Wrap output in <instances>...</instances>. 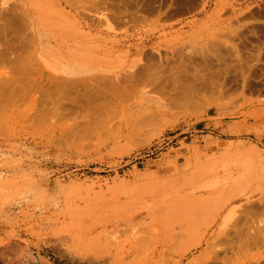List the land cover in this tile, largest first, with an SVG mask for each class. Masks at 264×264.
Here are the masks:
<instances>
[{
  "label": "rangeland",
  "instance_id": "rangeland-1",
  "mask_svg": "<svg viewBox=\"0 0 264 264\" xmlns=\"http://www.w3.org/2000/svg\"><path fill=\"white\" fill-rule=\"evenodd\" d=\"M137 1L0 0V264L264 253V0Z\"/></svg>",
  "mask_w": 264,
  "mask_h": 264
},
{
  "label": "bare ground",
  "instance_id": "bare-ground-1",
  "mask_svg": "<svg viewBox=\"0 0 264 264\" xmlns=\"http://www.w3.org/2000/svg\"><path fill=\"white\" fill-rule=\"evenodd\" d=\"M136 1H137V0H136ZM146 1H147V0H146ZM171 1H172V0H171ZM173 1H174V0H173ZM137 2H138V1H137ZM144 2H145V1H144ZM147 2H148V1H147ZM185 2H186V1H185ZM151 3H153L152 0H151ZM151 3H149L148 6H149V5L152 6ZM137 4H138L137 6L139 7L140 4H139V3H137ZM144 4H145V3H144ZM153 4H154V3H153ZM156 4H157V3H156ZM183 4H184V3H183ZM159 5H160V3H159ZM164 5H166V4L164 3ZM170 5H171V4H170ZM142 6H143V5H142ZM150 6H149V7H150ZM176 6H177V5H176ZM152 7H154V6H152ZM170 7H171V6H170ZM172 7H173V6H172ZM128 8H129V7H128ZM143 8H145V7L143 6ZM135 9H138V8L136 7ZM150 9H151V11L153 10L152 8H150ZM159 9H160V8H159ZM128 10H129V9H128ZM128 10H126V11H128ZM120 11H121V10H120ZM144 11L146 12V10H144ZM171 11H172V10H171ZM176 11H177V10H176ZM183 11H184V10H183ZM132 12H134V11H132ZM147 13H148V12H147ZM164 13H165V12H164ZM119 14H120V12H119ZM128 14H129V13H128ZM130 14H131V13H130ZM132 14H133V13H132ZM158 14H159V13H158ZM178 15H179V14H178ZM121 16H122V15H121ZM145 16H146V15H145ZM113 17H114V16H113ZM113 17H112V19H113ZM158 17H159V16H158ZM143 18H144V17H143ZM143 18H142V19H143ZM147 18H148V16H147ZM134 19H135V18H134ZM132 20H133V19H132ZM196 20H197V19H196ZM115 22H116V21H115ZM188 22H189V20H188ZM123 23H124V22H123ZM127 23H128V22H127ZM91 24H92V23H91ZM125 24H126V23H125ZM184 24H185V23H184ZM169 25H170V24H169ZM171 25H172V24H171ZM171 25H170V28H172ZM182 25H183V24H182ZM93 26H94V25H93ZM165 27H167V26H165ZM181 27H182V26H181ZM170 28H168V29H170ZM39 29H40V27H39ZM161 30H162V29H161ZM170 30H171V29H170ZM167 31H169V30H167ZM173 31H175V30H173ZM180 31H181V30H180ZM163 32H164V31H163ZM169 32H170V31H169ZM159 34H160V33H159ZM164 34H165V33H164ZM166 34H167V32H166ZM166 34H165V35H166ZM171 35H172V34H171ZM159 36H160V35H159ZM135 40H136V39H135ZM142 40H143V39H142ZM158 40H159V39H158ZM139 41H140V40H139ZM156 41H157V40H156ZM159 42H160V41L152 42L150 39H149L147 42H146V41H143V42L141 41V42H138V43L136 44V49H135V50H136L137 53H140V54H141V51H143V49L146 47V45L151 44L153 47H155V45H158ZM162 42H163V41H162ZM168 42H169V41H168ZM182 42H183V41H182ZM145 43H148V44H145ZM193 43H194V42H193ZM163 44H164V43H163ZM151 45H150V46H151ZM172 45H173V44H172ZM141 46H142L143 48H141ZM159 46H160V45H159ZM162 46H163V45H162ZM170 46H171V45H170ZM147 48L149 49L150 47H147ZM154 50H155V49H154ZM158 50H159V48H158ZM158 50H157V51H158ZM147 51H148V50H146V52H147ZM220 51H222V50H220ZM136 52H135V53H136ZM144 52H145V51H144ZM144 52H143V53H144ZM146 52H145V53H146ZM148 52H149V51H148ZM135 53H134V54H135ZM176 53H177V52H176ZM131 54H132V53H131ZM151 54H152V53H151ZM148 55H150V54H148ZM153 55H155V53H154ZM178 55H180V54L178 53ZM0 56H1V55H0ZM5 56H6V54H5ZM150 56H152V55H150ZM147 57H148V56H147ZM157 57H158V56H157ZM157 57H156V58H157ZM221 57H222V55H221ZM142 58H143V57H142ZM154 58H155V57H153V59H154ZM172 58H173V57H172ZM196 58H197V57H196ZM198 58H199V57H198ZM134 59H135V58H134ZM134 59H133V60H134ZM153 59H152V61H153ZM159 59H160V58H159ZM161 59H162V58H161ZM161 59H160V60H161ZM163 59H164V58H163ZM167 59H168V58H167ZM184 59H185V58H184ZM191 59H192V58H191ZM135 60H136V59H135ZM148 60H149V59H148ZM148 60H147V61H148ZM155 60H156V59H155ZM164 60H165V59H164ZM181 60H182V59H181ZM186 60H187V59H186ZM3 61H4V60H3ZM5 61H6V60H5ZM136 61H137V60H136ZM136 61H135V62H136ZM162 61H163V60H162ZM189 61H190V59H188L187 62L190 63ZM193 61H194V60H193ZM195 61H197V60H195ZM195 61H194V62H195ZM208 61H209V60H208ZM0 62H1V61H0ZM132 62H134V61H132ZM169 62H170V61H169ZM169 62L167 61L168 64L164 63L165 66L163 67V70H162V71H164V69H166V68H168V67L170 66ZM206 62H207V61H206ZM158 63H159V62H158ZM177 63H178V62H177ZM179 63H180V60H179ZM183 63H184V62H183ZM188 63H187V64L185 63L186 65H184V67L187 66V65H189ZM200 63H201V62H200ZM136 64H137V63H135V65H132V66H131V70L125 72L124 74L122 73V75L119 76V79H118V80L120 81L119 84H121V80H122V79H123L124 81H130V80H133V82H134L135 79H140V78H143L142 80H144V79H145V80H148L149 77H150V79H152L151 75H153V76L156 75V73L154 74V72H152L153 70L151 69V66H154V68H156V67H157V64H156V65H153V62H150V60H149V63H147V64H146V62L143 63V66H141V68H139L140 70L138 69V66H139V65L137 64V67H136ZM139 64H140V63H139ZM175 64H176V62H175ZM175 64H174V66H172L170 69L173 70V69L176 67ZM181 64H182V63H181ZM191 64H192V63H191ZM140 65H142V64H140ZM179 65H180V64H179ZM1 66H2V62H1ZM3 66H4V65H3ZM158 66H162V65L158 64ZM208 66H209V65H208ZM4 67H6V66H4ZM134 67H135V68H134ZM181 67H182V66H181ZM187 67H188V66H187ZM190 67H191V66H190ZM133 68H134V69H133ZM0 69H1V67H0ZM40 69H41V68H40ZM187 69H188V68H187ZM190 69H192V68H190ZM190 69H189V70H190ZM195 69L198 70L197 67H195ZM231 69H232V68H231ZM154 70H155V69H154ZM156 70H157V69H156ZM179 70H180V69H179ZM181 70H182V69H181ZM35 71H36V70H34V72H35ZM160 71H161V70H160ZM173 71H174V70H173ZM185 71H186V70H185ZM187 71H188V70H187ZM0 72H1V71H0ZM8 72H9V71H8ZM41 72H42V71H41ZM41 72H40V73H41ZM77 72H78V71L67 72V73H68V74H75V73H77ZM151 72H152V73H151ZM171 72H172V71H171ZM175 72H176V71H175ZM179 72H180V71H179ZM11 73H12V72H11ZM35 73H36V72H35ZM35 73H34V74H35ZM173 73H174V72H173ZM181 73L183 74V71H182ZM23 74H24V73H23ZM29 74H31V73L29 72ZM38 74H39V73H38ZM77 74H78V73H77ZM150 74H151V75H150ZM184 74H186V73H184ZM32 75H33V74H32ZM39 75H40V74H39ZM65 75H66V74H65ZM158 75H160V74L158 73ZM158 75H157V77L159 78ZM165 75H166V74H165ZM173 75H175V74H173ZM186 75H187V74H186ZM0 76H1V75H0ZM29 76H31V75H29ZM53 76H54V75H53ZM53 76H52V77H53ZM187 76L189 77V75H187ZM190 76L192 77V75H190ZM1 77H2V76H1ZM3 77H4V76H3ZM3 77H2V78H3ZM5 77H6V76H5ZM10 77H11V76H10ZM12 77H14V76H12ZM27 77H28V76H27ZM37 77H38V76H37ZM39 77H40V76H39ZM48 77L51 78V75L48 76ZM55 77H57V76L55 75ZM59 77H60V76H59ZM96 77H97V76H96ZM109 77H110V76H109ZM162 77H163V76H162ZM164 77H165V76H164ZM166 77H167V75H166ZM180 77H181V76H180ZM194 77H195V76H194ZM194 77H193V78H194ZM34 78H35V77H34ZM50 78H46V79H50ZM99 78H100V77H99ZM104 78H105V77H104ZM106 78H107V77H106ZM177 78H178V77H177ZM0 79H1V78H0ZM6 79H9V78H6ZM11 79H12V78H10V80H11ZM14 79H15V77H14ZM14 79H13V80H14ZM59 79H60V78H59ZM59 79H54V80H59ZM87 79H88V78H87ZM89 79H90V78H89ZM91 79H93V78H91ZM96 79H97V78H96ZM101 79H103V78H101ZM150 79H149V80H150ZM154 79H155V78H154ZM154 79H153V80H154ZM166 79H168V78H166ZM175 79H176V78H175ZM16 80H17V79H16ZM16 80H15V81H16ZM20 80H21V79H20ZM43 80H44V79H43ZM68 80H69V79H68ZM94 80H95V79H94ZM105 80H106V79H105ZM105 80H103V81H105ZM149 80H148V81H149ZM1 81L4 82V79L1 80ZM15 81H14V82H15ZM17 81H19V79H18ZM50 81H53V80H50ZM87 81H88V80H87ZM97 81H100V80H97ZM106 81L108 82V80H106ZM136 81H140V82H141V80H136ZM151 81H152V80H151ZM168 81H169V80H168ZM170 81H171V80H170ZM5 82L9 84V81L7 82V81L5 80ZM30 82H31V81H30ZM59 82H60V81H59ZM68 82H69V81H68ZM75 82H76V81H75ZM82 82H83V81H82ZM94 82H95V81H94ZM109 82H111V81H109ZM152 82H153V83H156L155 81H152ZM152 82H147V84H149V83L151 84ZM11 83H13V82H11ZM83 83H84V82H83ZM96 83H97V82H96ZM102 83H103L104 85L106 84V83H104V82H102ZM116 83H117V82H116ZM129 83H130V82H129ZM129 83H128V85H130ZM138 83H139V82H138ZM4 84H5V83H4ZM4 84H3V85H4ZM22 84H23V83H22ZM73 84H74V83H72V82L70 83V85H73ZM78 84H80V83L78 82ZM113 84H114V83H113ZM119 84H118V86H119ZM0 85H1V83H0ZM16 85H17V84H16ZM53 85H54V84H53ZM68 85H69V84H68ZM101 85H102V84H101ZM156 85H157V84H156ZM196 85H197V84H196ZM9 86H10V85H9ZM17 86H18V85H17ZM17 86H16V87H17ZM58 86H60V85H58ZM62 86H63V85H62ZM78 86H79V85H78ZM96 86H97V85H96ZM114 86H115V85H113V87H114ZM197 86H198V85H197ZM1 87H2V86H1ZM11 87L13 88V84H12ZM16 87H15V89H13L14 92H15V90H16ZM60 87H61V86H60ZM108 87L110 88V85H109ZM127 87H128V86H127ZM9 88H10V87H9ZM12 88H11V91H12ZM23 88H24V87H23ZM85 88H86V87H85ZM88 88H89V87H88ZM105 88L108 90L107 87H103V91H104ZM156 88H157V87H156ZM161 88H162V87H161ZM1 89H2V88H1ZM1 89H0V90H1ZM20 89H21V88H20ZM20 89H18V90L21 91ZM24 89H25V88H24ZM82 89L84 90V88H82ZM93 89H95V87H94ZM93 89H91V90L93 91ZM99 89H100V91H102L101 88H99ZM99 89H98V90H99ZM106 89H105V90H106ZM124 89H125V88H124ZM162 89H164V88H162ZM91 90H89V93H90ZM109 90H110V89H109ZM113 90H114V91L117 90V86H116V89H113ZM113 90H112V91H113ZM4 91H5V89H4ZM24 91L26 92V90H23V92H24ZM37 91H39V89H38ZM79 91H80V90H79ZM87 91H88V90H87ZM112 91H111V94H109V91H107L108 94H107V92H106V94L111 96V95H112ZM117 91H119V88H118ZM117 91H115V92H117ZM123 91H124V90H123ZM157 91H158V89H157ZM0 92H1V91H0ZM8 92H10V90H9ZM16 92H18V91H16ZM28 92H29V91L27 90V93H28ZM85 92H86V90H85ZM120 92H122V91H120ZM120 92H119V93H120ZM2 93H4V92H2ZM27 93H26V94H27ZM81 93H82V92H81ZM86 93H88V92H86ZM117 93H118V92H117ZM7 94H8V93H7ZM10 94H12V92H11ZM22 94H24V93H22ZM90 94H91V93H90ZM92 94H93V93H92ZM113 94H114V93H113ZM12 95H13V94H12ZM12 95H11V98H12ZM81 95H82V94H81ZM104 95H105V94H104ZM115 95H116V93H115ZM117 95H118V94H117ZM92 96H93V95H92ZM92 96H91V97H92ZM102 96H103V95H102ZM82 97H83V96H82ZM103 97H104V96H103ZM111 97H112V96H111ZM118 97L120 98L121 96H118ZM118 97L116 98V101H117V99H118L117 102H119V98H118ZM7 98H8V97H7ZM20 98L22 99L23 97L20 96ZM78 98H80V97H78ZM78 98H76V99H78ZM100 98H101V97H100ZM109 98H110V97H109ZM16 99H17V98H16ZM18 99H19V98H18ZM18 99H17V102H18ZM83 99H84V98H83ZM87 99H88V98H87ZM87 99H86V100H87ZM93 99H95V98H93ZM103 99H106V98H103ZM4 100H5V99H4ZM8 100H9V98H8ZM8 100H7V101H8ZM81 100H82V99H81ZM81 100H80V101H81ZM95 100H96V99H95ZM95 100H93V102H94ZM101 100H102V99H101ZM106 100H107V99H106ZM9 101H10V100H9ZM71 101L74 102V99L70 100V102H71ZM78 101H79V100H78ZM80 101H79V105H80ZM112 101H113V98H112ZM116 101H113V103L116 102ZM82 102H83V101H82ZM85 102H86V101H85ZM89 102H90V101H89ZM89 102H88V103H89ZM100 102H101V101H99L98 103H100ZM108 102H109V101H108ZM108 102H107V104H109ZM8 103H9V102H8ZM20 103H21V102H20ZM20 103H18V104H20ZM74 103H75V102H74ZM86 103H87V102H86ZM88 103H87V104H88ZM95 103H96V101H95ZM95 103H94V104H95ZM103 103H104V101H103ZM103 103H102V104H103ZM23 104H24V103H23ZM72 104H73V103H72ZM94 104L91 103V105H90L91 108L93 107L92 105H94ZM100 104H101V103H100ZM100 104H98V105H100ZM104 104H106V102H105ZM85 105H86V104H85ZM95 105L98 106L97 104H95ZM113 105H114V104H113ZM115 105H117V104H115ZM10 106H11V105H10ZM10 106H9V107H10ZM15 106H16V108H17L18 105L16 104ZM20 106H21V105H19L18 107H20ZM86 106H88V105H86ZM106 106H107V105H106ZM106 106H104V108H105V110H108V109H106V108H109L110 106H109V107H108V106L106 107ZM117 106H119V105H117ZM117 106H115V108H118ZM12 107H13V106H12ZM83 107H84V106H83ZM94 107H95V106H94ZM100 107H103V105H101ZM13 108H14V107H13ZM67 108H68V107H67ZM69 108H70V107H69ZM69 108H68V109H69ZM77 108H78V105H77ZM77 108H74V109H77ZM91 108H90V109H91ZM8 109H9V108H8ZM70 109H71V108H70ZM70 109H69V110H70ZM74 109H73V110H74ZM87 109H88V108H87ZM93 109H94V108H93ZM93 109H92V110H93ZM95 109H96V107H95ZM109 109H110V108H109ZM11 110H12V109H11ZM78 110H80V108H79ZM82 110H83V109L81 108V113H80V111H79L80 114H82V112H83ZM98 110H99V108H98ZM100 110H102V108H100ZM14 111H16V110H14ZM14 111H13V112H14ZM74 111H75V113H76V110H74ZM85 111H86V110H85ZM110 111H111V110H109L108 112L110 113ZM6 112H7V111H6ZM6 112H5V113H6ZM86 112H87V111H86ZM88 112H89V110H88ZM108 112H107V113H108ZM73 113H74V112H73ZM103 113H105V112L103 111ZM109 113H108V114H109ZM17 114H18V112H17ZM9 115H10V114H9ZM20 115H21V114H20ZM20 115H19V116H20ZM15 116H16V115H15ZM28 116H29V115H28ZM28 116H27V117H28ZM10 118H11V117H10ZM30 118H31V117H30ZM0 119H1V117H0ZM2 119H3V116H2ZM4 119H5V117H4ZM7 119H9L8 116L6 117V120H7ZM13 119H14V117H13ZM9 120H11V119H9ZM28 120H29V118H28ZM4 121H5V120H4ZM14 121H15V120H14ZM17 121H18V120H17ZM20 123L22 124V122H20ZM20 123H18V124H20ZM10 124H11V123H10ZM23 124H24V121H23ZM23 126L25 127V125H23ZM26 126H27V125H26ZM221 227H222V225H221ZM224 227H225V226H224ZM224 227H223L222 229L225 230ZM233 228H234V227H233ZM233 228H232V229H233ZM244 228H245V227H244ZM239 229H241V228H239ZM239 229H238V230H239ZM226 230H227V229H226ZM226 230L224 231V233L226 232ZM238 230H237V231H238ZM242 230H243V229H242ZM247 230H248V228H247ZM247 230H246V231H247ZM216 231H217V230H216ZM222 231H223V230H221V232H220L221 235L223 234ZM229 231H230V230H229ZM229 231H228V232H229ZM240 231H241V230H240ZM240 231L238 232V234H240L239 236L242 237V234H243V233L241 234ZM246 231H245V232H246ZM233 232H234V231H233ZM235 232H236V230H235ZM235 232H234V234H235ZM245 232H244V233H245ZM214 233H215V232H214ZM226 233H227V232H226ZM229 234H230V233H229ZM231 234H233V233H231ZM219 235H220V234H219ZM221 235H220V236H221ZM223 235H224V234H223ZM245 235H246V234H245ZM225 236H226V235H225ZM230 236H232V235H230ZM237 236H238V235H237ZM239 236H238V237H239ZM243 236H244V235H243ZM248 236H249L248 238H250V236H252V235H251V234H248ZM223 237H224V236H222V239H225V238H223ZM228 237H229V235H228ZM233 237H234V236H233ZM235 237H236V236H235ZM246 237H247V236H246ZM219 238H220V237H219ZM229 238H230V237H229ZM242 238H243V237H242ZM242 238H241V239H242ZM251 238H252V237H251ZM251 238H250V239H251ZM220 239H221V238H220ZM244 239H245V238H244ZM253 239H254V238H253ZM253 239H252V240H253ZM236 240H237V239H236ZM242 240H243V239H242ZM242 240H241V241H242ZM237 242L240 243V240H238ZM237 242H236V243H237ZM243 242H244L245 244H246V243L249 244L246 240L242 241V243H243ZM217 243H218V242H217ZM229 243H230V242H229ZM231 243H232V242H231ZM219 244H220V243H219ZM10 245H11V244H10ZM224 245H225V244H224ZM237 245H238V244H237ZM245 246H246V245H245ZM9 247H10V246H9ZM241 248H242V247H241ZM0 249H1V248H0ZM4 249H5V250H3V249H1V250H2V251H6V250H8L9 248H8V249L4 248ZM238 249H240V248H238ZM1 250H0V251H1ZM0 256H1V254H0ZM2 256H3V255H2ZM1 258H2V257H1ZM8 259H9V258H8ZM10 259H11V258H10ZM260 260L264 261V253H262L257 259H256V258L251 259V260L248 262V264H260ZM8 261H9V260H8ZM9 262H10V261H9ZM9 262H8V263H9ZM5 263H6V262H5ZM12 264H13V262H12ZM23 264H24V263H23ZM246 264H247V263H246Z\"/></svg>",
  "mask_w": 264,
  "mask_h": 264
},
{
  "label": "crops",
  "instance_id": "crops-1",
  "mask_svg": "<svg viewBox=\"0 0 264 264\" xmlns=\"http://www.w3.org/2000/svg\"><path fill=\"white\" fill-rule=\"evenodd\" d=\"M52 1H55V0H52ZM58 1H61V0H58ZM66 9V8H65ZM46 36L47 35H45L44 34V36H42L44 39H46ZM42 40H41V43L40 44H42ZM45 43V42H44ZM53 46H54V54H59V55H61V54H63V53H65L66 52V46L65 45H63V44H60V45H58V44H53ZM46 48V47H45Z\"/></svg>",
  "mask_w": 264,
  "mask_h": 264
}]
</instances>
